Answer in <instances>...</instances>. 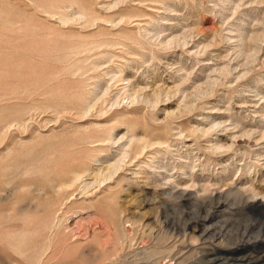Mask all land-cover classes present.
<instances>
[{
	"label": "rangeland",
	"instance_id": "1",
	"mask_svg": "<svg viewBox=\"0 0 264 264\" xmlns=\"http://www.w3.org/2000/svg\"><path fill=\"white\" fill-rule=\"evenodd\" d=\"M260 193L264 0H0V264H264Z\"/></svg>",
	"mask_w": 264,
	"mask_h": 264
},
{
	"label": "bare ground",
	"instance_id": "2",
	"mask_svg": "<svg viewBox=\"0 0 264 264\" xmlns=\"http://www.w3.org/2000/svg\"><path fill=\"white\" fill-rule=\"evenodd\" d=\"M124 2V1H123ZM102 20V19H101ZM118 23V22H117ZM106 24H108V23H106ZM119 24H121L120 22H119ZM139 24H141V23H139ZM109 25V24H108ZM144 34V33H143ZM146 34H147V32H146ZM161 40V39H160ZM172 40L173 39H170L168 42L166 41V40H163V41H166L167 43L165 44V45H167L168 46V43L170 44L171 42H172ZM171 41V42H170ZM159 43H160V41H159ZM185 44V43H184ZM184 44H183V46H184ZM160 45H162L161 43H160ZM128 46V45H127ZM163 46V45H162ZM80 71V70H79ZM129 83V82H128ZM129 85V84H128ZM135 85V84H134ZM137 86V85H136ZM129 87V86H128ZM134 88V87H133ZM123 89H124V87H123ZM144 89V88H143ZM125 90V89H124ZM126 91H128L127 90V87H126ZM131 91V90H130ZM143 91H145V90H143ZM160 92V91H159ZM120 93V92H119ZM123 93V92H122ZM137 93V92H136ZM145 93V92H144ZM143 93V94H144ZM142 94V97L144 96ZM128 94L126 93V96H127ZM135 96V98H136V96H137V94H134ZM153 95V94H152ZM158 95V94H157ZM141 96V95H140ZM148 96H149V94H148ZM139 97V96H138ZM156 97V96H155ZM157 97H159V96H157ZM132 99V97H129L128 99ZM130 99V100H131ZM138 99V98H137ZM139 99H141V97L139 98ZM116 100V99H115ZM159 99H157V101H155V103L156 102H159L158 101ZM117 101V100H116ZM116 101H115V104H117L116 103ZM141 101H143L144 102V100H140L139 102L141 103ZM149 101H151L150 99H148V97L146 98V101H145V103H147V102H149ZM130 102V101H129ZM134 103H131V104H139V103H135V102H137V100H135V101H133ZM112 103H114V102H112ZM144 103V104H145ZM114 104V105H115ZM110 105V104H109ZM149 105V104H148ZM154 105H156V104H153L152 106H154ZM151 106V107H152ZM89 107L90 106H88V109H86L87 110V112L89 113V111H90V109H89ZM147 107V106H146ZM111 109V108H110ZM89 110V111H88ZM63 112V111H62ZM129 112V111H128ZM86 113V112H85ZM102 113H103V111H102ZM131 113V112H130ZM87 114V113H86ZM126 114V113H125ZM124 114V115H125ZM132 114V113H131ZM134 115V114H133ZM140 115V114H139ZM96 125V124H95ZM94 126V125H93ZM217 126V125H216ZM215 126V127H216ZM104 129V128H103ZM89 130V129H88ZM91 130V129H90ZM210 130V129H209ZM208 130V131H209ZM92 131V130H91ZM96 132V131H95ZM89 133H91L90 131H89ZM88 133V134H89ZM94 133V132H93ZM94 134H96V136H97V133H94ZM108 135V134H107ZM136 135V134H135ZM90 136H91V134H90ZM99 136V135H98ZM104 137V136H103ZM109 138H110V136H109ZM145 138V137H144ZM93 139V138H92ZM245 142H247V141H245ZM247 143H249V142H247ZM107 144H109V143H107ZM152 145V142H150V139H136V141H135V147H134V153L136 154V155H140V154H143V152H144V150H146L147 148H149L150 146ZM217 145V144H216ZM134 146V145H133ZM88 147V146H87ZM219 148V147H218ZM133 149V148H132ZM131 151V150H130ZM80 152V151H79ZM80 155H81V153H80ZM84 155V154H83ZM125 155V154H124ZM81 157V156H80ZM79 157V158H80ZM80 160V159H79ZM85 160V159H84ZM76 161V160H75ZM87 161V160H86ZM84 162V161H83ZM90 163L88 162V165H89ZM133 165V164H132ZM145 165V164H144ZM114 167L116 168L117 167V165H114ZM115 168H114V170H115ZM88 169V168H87ZM98 169V168H97ZM124 169V168H123ZM142 169V168H141ZM75 170V169H74ZM87 170L86 169H83V170H81V171H72V173L70 174V176L71 177H69L70 179V183L69 184H65V183H63L62 185H61V187L59 188V189H57L56 190V194H58V195H60L61 196V203H57L58 205L60 204V205H62L63 204V200H65V199H67V197H69V196H71V193H68V191L69 190H73L74 189V187L76 186V184H77V182L80 180V178H81V176H80V174L82 173V172H86ZM127 171V170H126ZM62 173H63V171H62ZM119 173V172H118ZM128 174V173H127ZM117 175V174H116ZM172 175V174H171ZM63 175H61V177H62ZM112 176V174L110 175V176H107V177H104L103 178V181H105L104 179H110V177ZM41 177V176H40ZM65 177V176H64ZM121 177V176H120ZM123 177V176H122ZM39 178V177H38ZM131 178V177H130ZM61 179V178H60ZM96 179H97V177H96ZM95 179V180H96ZM68 181V180H67ZM62 182H66V181H62ZM106 182H108V181H106ZM126 182V181H125ZM132 182V181H131ZM89 184V183H88ZM130 184V183H129ZM78 185H80L79 183H78ZM117 185V184H116ZM119 185V184H118ZM122 185H123V183H122ZM128 186V185H127ZM87 188V187H86ZM109 188V187H108ZM107 188V189H108ZM114 188H116V187H114ZM114 188H112V189H114ZM175 188V187H174ZM80 189V188H79ZM213 191V190H212ZM233 191H235V190H227V193H230V192H233ZM72 192V191H71ZM98 192V191H97ZM108 193V192H107ZM167 193H168V195L169 196H175L176 198L177 197H180V196H182V195H184V194H186V195H189V196H191L193 193H191V192H187V189H182V190H179V191H177V192H175V193H173L172 191H167ZM205 191H203L201 194L199 193L196 197L197 198H203L204 196H205ZM214 193L212 192L211 193V195H209V198H213V196H218V195H221V192H219V191H217V192H215V194L213 195ZM260 194H262V195H264V193H260ZM59 196V197H60ZM72 197V196H71ZM111 198H112V196H111ZM63 199V200H62ZM116 199V198H115ZM90 201V200H89ZM113 201V200H112ZM58 202V201H57ZM73 202V201H72ZM91 202V201H90ZM115 202V201H114ZM74 203V202H73ZM79 203V202H78ZM84 203V202H83ZM86 203V202H85ZM101 203V202H100ZM205 203V202H204ZM118 204V203H117ZM166 204V203H165ZM245 205H246V208H248V210H250V211H260V210H262V211H264V196H263V198H261V199H258V198H256V197H251L250 199H248V200H246L245 201V203H244ZM167 205V204H166ZM57 206V205H56ZM73 207V206H72ZM171 207V206H170ZM213 207V206H212ZM104 208V207H103ZM204 208V207H203ZM213 211V210H212ZM213 213V212H212ZM214 215V214H213ZM57 216H58V214H57ZM56 216V217H57ZM263 216V215H262ZM210 217V216H209ZM48 218V217H47ZM116 220V223H117V225L119 226L120 225V220H119V218H116L115 219ZM40 221V220H39ZM46 221V220H45ZM48 222V221H47ZM37 226V225H36ZM88 226H89V224H88ZM200 232V231H199ZM204 232V231H203ZM194 234V233H193ZM163 235H164V233H163ZM209 235V234H208ZM121 236H123V234H121ZM120 235L118 236V243H119V241H120ZM199 237V236H198ZM209 239V238H208ZM217 240V239H216ZM254 245H253V247L252 248H255V247H259V248H261V249H263L264 250V243L263 242H261V241H254V242H252ZM148 244V243H147ZM24 245H22V247H23ZM228 247V246H227ZM220 249V248H219ZM30 249H28L27 251H29ZM45 250V249H44ZM143 250V249H142ZM145 250V249H144ZM204 250V249H203ZM248 250H252L249 246H247V245H245V243L244 244H240V245H238V246H235V247H233V248H231V249H229V250H226V251H221V250H218V249H216L215 251H214V254H215V257L216 258H214V259H223L224 261H226V262H230L229 264H240L241 263V260H242V258L241 257H243L242 255L245 253V252H247ZM253 251V250H252ZM151 252V251H150ZM167 252V251H166ZM142 253V252H141ZM143 253H144V251H143ZM242 254V255H241ZM240 255V256H239ZM148 256V255H147ZM248 256V255H247ZM174 258V257H173ZM252 258V257H251ZM167 259V258H166ZM249 259V258H248ZM197 260V259H196ZM251 260V259H250ZM171 261V260H170ZM178 261V260H177ZM245 261V260H244ZM247 261V260H246ZM173 262V261H172ZM175 263V262H174ZM196 263H197V261H196ZM208 263V262H207ZM112 264V263H111ZM172 264V263H171ZM188 264V263H187ZM195 264V263H194ZM246 264H250L249 262H247Z\"/></svg>",
	"mask_w": 264,
	"mask_h": 264
}]
</instances>
